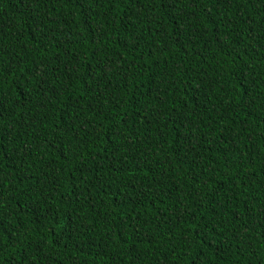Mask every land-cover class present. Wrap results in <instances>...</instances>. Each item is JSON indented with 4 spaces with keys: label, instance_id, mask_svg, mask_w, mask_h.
Masks as SVG:
<instances>
[{
    "label": "trees",
    "instance_id": "1",
    "mask_svg": "<svg viewBox=\"0 0 264 264\" xmlns=\"http://www.w3.org/2000/svg\"><path fill=\"white\" fill-rule=\"evenodd\" d=\"M0 264H264V0H0Z\"/></svg>",
    "mask_w": 264,
    "mask_h": 264
}]
</instances>
